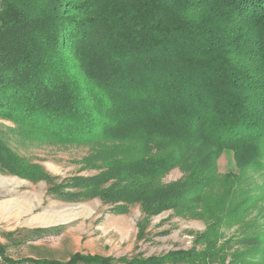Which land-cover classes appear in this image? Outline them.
Returning a JSON list of instances; mask_svg holds the SVG:
<instances>
[{
    "label": "trees",
    "instance_id": "trees-1",
    "mask_svg": "<svg viewBox=\"0 0 264 264\" xmlns=\"http://www.w3.org/2000/svg\"><path fill=\"white\" fill-rule=\"evenodd\" d=\"M0 117L41 140L89 143L80 163L99 170L55 184L0 138L9 173L116 214L139 205V240L163 211L207 224L188 250L118 262L264 264L257 219L237 248L220 243L222 226L264 199L241 188L264 168V0H0ZM224 153L235 172H217ZM175 168L182 176L163 182Z\"/></svg>",
    "mask_w": 264,
    "mask_h": 264
},
{
    "label": "rangeland",
    "instance_id": "rangeland-1",
    "mask_svg": "<svg viewBox=\"0 0 264 264\" xmlns=\"http://www.w3.org/2000/svg\"><path fill=\"white\" fill-rule=\"evenodd\" d=\"M24 129L0 117V138L8 148L37 166L53 183L99 172L84 169L80 163L90 150L89 143L41 140ZM231 170L235 172L232 155L224 153L217 162V172L224 174ZM181 176L175 168L162 181H175ZM263 184L264 168H259L248 172L241 188H251L249 195L262 197ZM49 187L40 177L31 180L9 173L0 165V246L5 249L2 256L12 264H63L75 253L112 258L110 264H127L117 260L159 257L171 251L188 250L194 244L195 234L203 232L207 225L200 219L163 211L150 218L144 237L139 240L138 223L142 218L139 205H129L125 213L116 214L110 204L98 198L74 201L54 194ZM255 219L259 225L264 223V199L242 223L229 229L223 225L220 243L232 239L229 245L237 248L236 242L243 231L241 226Z\"/></svg>",
    "mask_w": 264,
    "mask_h": 264
}]
</instances>
